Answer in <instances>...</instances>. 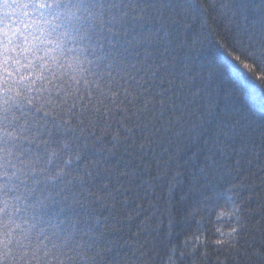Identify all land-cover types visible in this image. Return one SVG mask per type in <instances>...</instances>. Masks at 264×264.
Instances as JSON below:
<instances>
[{"label": "snow or ice", "instance_id": "obj_1", "mask_svg": "<svg viewBox=\"0 0 264 264\" xmlns=\"http://www.w3.org/2000/svg\"><path fill=\"white\" fill-rule=\"evenodd\" d=\"M221 76L264 91V2L0 0V264H264V119Z\"/></svg>", "mask_w": 264, "mask_h": 264}, {"label": "trees", "instance_id": "obj_2", "mask_svg": "<svg viewBox=\"0 0 264 264\" xmlns=\"http://www.w3.org/2000/svg\"><path fill=\"white\" fill-rule=\"evenodd\" d=\"M254 3H262L264 0H252ZM220 29L213 23L211 17L208 18V30L201 37V42L194 45L189 52V60L195 63L198 68L200 65L207 66L209 61L215 58L222 52L226 55L224 49L220 48V43H223ZM199 33V25L189 30L190 36H195ZM220 42V43H218ZM219 49V52L217 51ZM255 75V73H253ZM220 94L215 96V103L219 105L221 113L224 112L225 105H232L235 108L246 111L253 119H264V91L257 90L253 96L241 95L232 90V81L228 76H221L218 81ZM227 89L231 95L226 96L224 90ZM195 150L194 148L192 149ZM190 154V153H189Z\"/></svg>", "mask_w": 264, "mask_h": 264}]
</instances>
